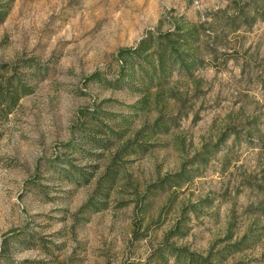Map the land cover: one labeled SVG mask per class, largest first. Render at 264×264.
I'll list each match as a JSON object with an SVG mask.
<instances>
[{"label":"rangeland","instance_id":"rangeland-1","mask_svg":"<svg viewBox=\"0 0 264 264\" xmlns=\"http://www.w3.org/2000/svg\"><path fill=\"white\" fill-rule=\"evenodd\" d=\"M3 2L0 62L41 70L0 119V264H184L151 255L181 206L205 197L212 203L187 214L186 234L168 240L205 253L228 230L258 225L260 242L221 264H264V0ZM181 23L204 29L202 64L174 69L136 110L143 91L125 50ZM161 114L174 120L168 131L143 130ZM108 128L147 148L119 158L118 139H90ZM226 129L200 175L145 190ZM76 170L87 179L74 180Z\"/></svg>","mask_w":264,"mask_h":264},{"label":"trees","instance_id":"trees-1","mask_svg":"<svg viewBox=\"0 0 264 264\" xmlns=\"http://www.w3.org/2000/svg\"><path fill=\"white\" fill-rule=\"evenodd\" d=\"M8 3L0 0V21H2L8 12ZM202 29L199 24L191 23L188 25L178 24L174 29L166 31L152 32L150 31L144 36L133 48L127 49L126 59L130 61L129 74L140 81L139 85H134L143 91L140 97V105H134L136 110H141L147 104L150 88H164V84L168 82L169 76L174 69L181 72L190 71L194 66L202 64L204 57L200 44L202 42ZM25 69L30 68L32 71L19 70L18 67H11L6 62H0V119H5L18 105L20 98L32 90V86L28 83V78L36 75L41 70L35 63L24 61ZM174 123L171 115L161 114L153 123L144 126L143 130L151 132H165L169 130L171 124ZM101 130V129H100ZM99 130V131H100ZM104 130V129H103ZM106 136H90L93 143L99 146L108 147L113 144V139L120 141L115 148V154H130L145 150L143 140L126 139L122 140L123 134L108 128L105 131ZM229 134L228 129L221 131L215 141H206L200 149L193 154L187 156L180 167L172 172H167L159 178L153 180L149 187L145 190L163 189L180 187L192 181L200 175L201 170L217 153L221 144L225 142ZM96 137V139H94ZM115 167H110L105 175L106 181L113 182ZM74 180H86L85 172L76 170ZM73 180V179H72ZM73 180V181H74ZM176 191V189H175ZM146 197V192L143 194ZM212 200L198 198L196 201L188 202L181 206L182 215L176 220L174 225L166 232V238L159 242L154 248L151 258H159L162 262L167 263L168 258L172 257L174 261L184 264H221L228 257L246 251L257 245L261 240V233L258 225L249 226L239 235L233 230H228L222 237L212 242L205 253H201L195 249H191L185 245H176L168 237L184 236L183 221L190 212L197 213L202 206H208ZM99 205V206H98ZM90 202V208L95 210L105 206V203ZM261 208V207H255ZM263 209V208H262ZM151 261L136 264H150ZM232 264H240L238 261Z\"/></svg>","mask_w":264,"mask_h":264}]
</instances>
